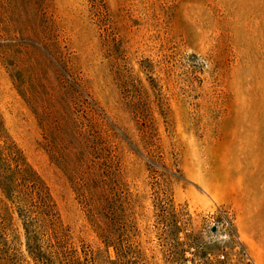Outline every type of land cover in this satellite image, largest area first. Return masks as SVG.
I'll use <instances>...</instances> for the list:
<instances>
[{
	"label": "rangeland",
	"instance_id": "rangeland-1",
	"mask_svg": "<svg viewBox=\"0 0 264 264\" xmlns=\"http://www.w3.org/2000/svg\"><path fill=\"white\" fill-rule=\"evenodd\" d=\"M0 149L96 264L88 171L124 264H264V0H0ZM21 194L0 188V264H38Z\"/></svg>",
	"mask_w": 264,
	"mask_h": 264
},
{
	"label": "trees",
	"instance_id": "trees-1",
	"mask_svg": "<svg viewBox=\"0 0 264 264\" xmlns=\"http://www.w3.org/2000/svg\"><path fill=\"white\" fill-rule=\"evenodd\" d=\"M3 149H0V188L4 193L19 194L29 199L30 209L25 212L26 246L31 258L38 264H96L93 252L85 246L80 252L58 224V217L46 188L31 170L24 168L18 159L7 155L14 162L5 165ZM81 173L76 185L77 197L91 226L95 228L106 252L112 248L115 260L106 257L105 264H124V247L121 230L123 217L114 205L117 202L111 193L109 182L103 174Z\"/></svg>",
	"mask_w": 264,
	"mask_h": 264
}]
</instances>
